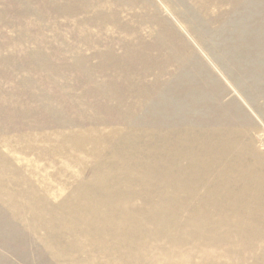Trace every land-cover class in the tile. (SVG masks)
Returning <instances> with one entry per match:
<instances>
[{
  "label": "rangeland",
  "instance_id": "374dc122",
  "mask_svg": "<svg viewBox=\"0 0 264 264\" xmlns=\"http://www.w3.org/2000/svg\"><path fill=\"white\" fill-rule=\"evenodd\" d=\"M0 264H264V0H0Z\"/></svg>",
  "mask_w": 264,
  "mask_h": 264
}]
</instances>
